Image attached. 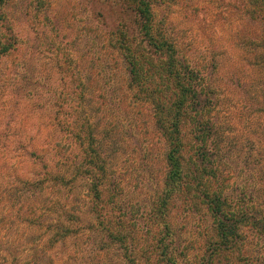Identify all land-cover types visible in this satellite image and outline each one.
Returning a JSON list of instances; mask_svg holds the SVG:
<instances>
[{
  "label": "rangeland",
  "instance_id": "374dc122",
  "mask_svg": "<svg viewBox=\"0 0 264 264\" xmlns=\"http://www.w3.org/2000/svg\"><path fill=\"white\" fill-rule=\"evenodd\" d=\"M153 1L156 23L178 41L181 52L195 63H209L206 71L218 85L213 113L220 133L223 187L233 197L235 208L259 219L264 215L261 27L249 17L241 0ZM121 2L0 0V236L22 237L19 245L11 246L12 251L30 246L34 223L29 226L22 221L31 203L51 195L50 190L39 189L32 194L25 181L42 176L45 160L59 167L56 153L64 147L61 101L75 99L76 87H81L86 102L91 101L87 109L95 119L100 114L107 122L105 109L101 112L100 106L97 113L93 101L102 93L97 89L110 93L109 85L115 88L123 78L121 58L108 34L109 26L121 19ZM6 43L9 49L4 52ZM64 85L71 87L66 93ZM132 111L128 114H133L135 123L123 129L111 163L121 182L123 213L142 219L161 185L164 145L151 127L148 111L137 106ZM82 193L83 184L78 183L76 197ZM169 217L172 244L181 264H234L229 252L213 261L208 259L209 251L204 254L208 229L201 212L184 204L171 207ZM2 224L14 231L5 234ZM251 226L246 228L247 261L264 264V224L257 220ZM75 238L53 252L54 264H95L93 256L100 261L113 257L112 252L95 249L93 239L83 248L79 246L82 239Z\"/></svg>",
  "mask_w": 264,
  "mask_h": 264
},
{
  "label": "trees",
  "instance_id": "16d2710c",
  "mask_svg": "<svg viewBox=\"0 0 264 264\" xmlns=\"http://www.w3.org/2000/svg\"><path fill=\"white\" fill-rule=\"evenodd\" d=\"M241 1L261 27L264 52V0ZM119 8L121 19L109 26L108 34L121 58L123 78L119 86L109 85L110 93L97 89L105 95L98 94L93 101L97 113L100 106L101 112L105 109L107 122L100 114L95 119L87 109L91 101L86 102L81 87H76L75 99L61 101L64 147L56 153L59 167L36 155L44 161L45 171L25 181L32 194L39 189L50 190L51 195L31 203L22 221L34 223L27 249H11L22 237L0 236V264H54L53 252L75 237L82 239L83 248L93 239L99 252L113 253L101 261L93 256L95 264H181L169 215L171 207L184 204L204 215L208 229L204 254L209 251L210 261L229 252L234 264H251L245 255L246 228L257 220L263 225L264 215L254 220L248 210L239 211L223 187L220 133L213 113L218 85L206 71L209 63H195L181 52L178 41L156 23L153 0H122ZM8 49V43L2 46V51ZM211 67L216 70L214 63ZM67 88L71 89L64 85V93ZM136 106L148 111L151 127L164 145L161 185L142 219L123 213L121 182L111 163L123 129L135 123L128 112ZM126 139L130 142L131 137ZM78 183L84 190L79 199ZM1 228L7 235L13 230L5 224Z\"/></svg>",
  "mask_w": 264,
  "mask_h": 264
}]
</instances>
